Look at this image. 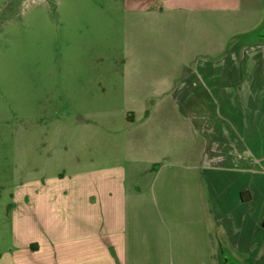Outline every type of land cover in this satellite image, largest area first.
<instances>
[{"label":"crops","instance_id":"0c3cea01","mask_svg":"<svg viewBox=\"0 0 264 264\" xmlns=\"http://www.w3.org/2000/svg\"><path fill=\"white\" fill-rule=\"evenodd\" d=\"M263 1L121 0L126 70L94 94L122 105L77 120L76 168L17 186L0 264H172L174 241L183 264H264ZM227 16L255 25L214 47Z\"/></svg>","mask_w":264,"mask_h":264},{"label":"rangeland","instance_id":"374dc122","mask_svg":"<svg viewBox=\"0 0 264 264\" xmlns=\"http://www.w3.org/2000/svg\"><path fill=\"white\" fill-rule=\"evenodd\" d=\"M121 8V0H0V249L8 245L17 186L76 168L65 141L85 134L77 120L92 119L103 105H122L116 94H94L95 84L126 70L131 37L121 25ZM239 18L214 17V47L249 34L255 19L244 24ZM259 33L263 40L264 23ZM142 39L159 42L154 33ZM82 122L91 134L93 121ZM224 237L211 236L214 252L224 247ZM171 249V263L183 264L175 241ZM228 253L225 264H235V252Z\"/></svg>","mask_w":264,"mask_h":264}]
</instances>
